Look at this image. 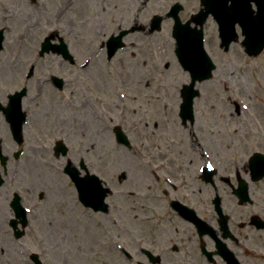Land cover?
<instances>
[{"label":"rangeland","instance_id":"1","mask_svg":"<svg viewBox=\"0 0 264 264\" xmlns=\"http://www.w3.org/2000/svg\"><path fill=\"white\" fill-rule=\"evenodd\" d=\"M45 2L47 0H37L36 4H30L29 0H0V29L4 30L5 36L4 50L0 51V98L21 89L27 83L29 94L24 105L31 107L33 112L29 120L31 127L25 133L27 142L28 134L50 141L52 137L59 135V129H55L54 124H63L64 121L71 123L70 129H73L76 139L71 152L61 160H54L51 154L37 155L28 151L21 160L27 166H21L17 182L20 181V187L26 183L48 195V191L52 189V178L56 177L64 190L72 191L67 187L68 182L64 180L60 168L69 158L73 161L83 158L95 165L92 171L108 181L114 195H117L116 191L119 189L131 190L135 195L121 200L126 213L120 218L127 229L119 230L114 226L106 233L102 225L97 223L101 215L87 216L84 211L76 215L62 200L56 202L50 211L48 204L34 199L33 194L21 193L24 198L26 196L24 204L27 207L32 202L40 201L41 206L37 209L40 216H29L26 234L17 239L8 224V216L13 217V214L9 211L8 215L0 214V224H3L0 229V264H31V254H38L43 264H136L141 262L142 170L141 153L137 148L152 147V156L161 153L172 163L171 168H175L180 174H187L189 179L193 178L197 168H186L181 163L185 162L187 154L181 157L178 153L183 150L200 154L198 143L204 145L216 161L222 160L225 163L222 166L225 169L224 172L222 170L223 176L235 174L234 169L229 174L231 168L226 166V160L234 161L236 169L241 167L243 170L252 154L257 151L264 153V50L257 57H249L241 45V36L240 42L234 44L229 53H224L219 46L217 25L211 19L205 27L206 48L218 68L213 79L198 85L201 97L195 100L193 126H183L178 117L181 90L190 83V77L178 65L173 53V39H168L167 35H170V28H165L158 34L156 44L159 47L155 57L151 56L149 49L148 53L141 54L142 59L147 61L146 68L141 67V58H131L130 49L119 52L109 62L106 53L98 49L99 41H104L120 26L122 29L128 28L130 20L121 22L120 18L112 17L114 23H111V20L106 21L102 16L104 11L100 6H88L82 11L79 5L74 11L65 10V14L57 21L54 14L60 9L56 8L50 13L43 8L37 9ZM160 3L167 2L165 0ZM198 5H193L190 1L187 12L197 10L200 8ZM187 12L183 17L187 16ZM112 13L116 15L115 10ZM54 32H58L69 45L75 64L66 63L61 66L60 59L49 55L46 59H40L37 69H33L32 64L38 58L41 43ZM100 34L103 35L102 38L98 37ZM86 61L88 67L81 68ZM166 63L171 64L168 70H165ZM15 64L18 65L17 74H9L16 71L11 69ZM30 71L33 79L32 76L27 78ZM51 75L65 80L64 91L58 90L52 83L43 86V79L51 78ZM159 98L164 99L167 112H161L156 106L163 104L157 101ZM63 99L67 103L70 100L77 104L88 102L92 106L87 112L71 108L76 111L69 115L63 112L66 107L61 111L59 106ZM97 99L107 103L101 106ZM104 108L110 111L106 112ZM161 113L168 115L165 118L167 121L158 117L162 116ZM99 119L103 121L99 122ZM101 124L107 130L105 139L98 136V126ZM165 124L172 137L166 138L168 132L166 129L162 132L161 127H158L161 131L158 134L156 125ZM146 125L150 127L147 131ZM117 126L122 127L129 135L136 148L134 151L117 144L112 130ZM100 131L105 132L103 129ZM155 131L157 134H154ZM158 139L162 141L158 142ZM100 141L108 143L112 147V153H94L87 149L94 142ZM166 142L170 144L166 146ZM39 144L44 145L42 142ZM201 163L200 159L199 164ZM123 173L127 174V180L122 186H118L115 184L117 176ZM246 175L255 206L243 208L244 216L264 210V180L252 183L248 173ZM113 179L115 183L111 181ZM12 196L6 198L10 199ZM49 200L53 201L52 198ZM0 201L1 207L7 206L3 195ZM46 207L49 209L46 210ZM57 211L60 214L54 213V219L50 212ZM260 238L264 240V236L260 235ZM117 244H122L129 251L132 260L117 249ZM182 254L176 256L180 264L184 261ZM244 261L248 264H264V260L257 258Z\"/></svg>","mask_w":264,"mask_h":264},{"label":"flooded vegetation","instance_id":"2","mask_svg":"<svg viewBox=\"0 0 264 264\" xmlns=\"http://www.w3.org/2000/svg\"><path fill=\"white\" fill-rule=\"evenodd\" d=\"M160 1L165 0H47V2L42 4V7H38L37 9L43 8L47 13H50L56 8L60 9V11L54 14V17L59 21L65 14V10L74 11L76 10L75 7L79 5H81L82 11L88 6H100L104 11L102 16L106 21L109 19L111 23H114L115 17L120 18L121 22L130 20L131 23H129L127 29H135L136 31L129 34L124 39L126 45L121 51L130 49L131 58L133 60H135V58H141V67L144 68L147 61L146 59H142L141 54H144V52L148 53L149 51H147V49H149L152 54L151 56L155 57L156 49L159 47L156 44V38L165 28H170V35L169 33L167 35L168 39H173L172 50L176 56V42L173 37L176 17H178L183 24L190 22L202 6L201 0H166V4H162ZM190 1L193 5L195 3L199 4L200 8H197V10L193 9L191 13H188V3ZM29 3L36 4L37 0H29ZM112 10L116 11V15L112 13ZM185 12H187V16L183 17ZM112 17L114 18L112 19ZM53 21L55 22V20ZM209 22L210 21H208L207 24ZM192 25H194V23H192ZM120 30H122L121 26L116 32H111L110 36L114 33H119ZM100 35L98 37L102 38L103 35ZM48 36L53 37L54 43L62 38L59 36L58 32L51 33ZM110 36H107L105 41H107ZM101 47L104 54L107 53L103 44ZM49 55L56 56L60 59L61 66L67 63L65 58L57 53L49 52L40 55V52H38V58L36 57L32 64L33 69H37L40 59H46V56ZM162 56L163 53L161 57ZM174 65L176 66L175 63ZM170 66V63H166L165 70H168ZM87 67L88 62L81 65V68L86 69ZM11 69L16 71L9 74H17L18 65H12ZM54 77L58 76L51 75V78H44L43 86L46 83H52V85L55 86ZM31 79H33V76ZM60 79L64 80L63 78ZM25 86L27 87V83ZM65 88L66 83H64V87L60 91H64ZM21 89H16L14 92ZM11 94L12 93H8L3 96L2 99L0 98V150L6 158L5 165H3L0 158V173L4 179V182L0 185V198L1 195H3L7 203V206L1 207L0 201V214H8V211L14 214L11 203L16 195L21 197V201L25 206L24 200H27L26 196L24 198L21 195L28 192V194L31 193L34 195V199L45 202L46 205L48 204L50 211L51 208L55 206L56 202L62 200L74 210L76 215H78L80 211L87 213V216H93L92 214L101 215L97 223L102 225V229L105 230L106 233H108L110 229H113L114 226L119 230L127 229L123 224V220L120 218L126 213L121 200L122 198L129 197L130 195L125 193L131 190L119 189L116 191L117 195H114L112 191L105 200L107 211H98L93 205H87L81 201L79 187L66 170L71 166L75 171L76 180L78 179L79 181L87 179L89 175H97V173L92 171L95 169V165L86 162L83 158H80L78 161H73L69 158L60 168V173L63 174L64 180L68 182L67 187L72 191L64 190L61 183L57 182L56 177L52 178V189L48 191L50 192L48 195L42 190L37 191L36 187L31 188L32 185L26 183L20 187V181L17 182L20 168L21 166H27L26 162L22 164L21 160L23 157H26L28 151L37 155L51 154L54 160H61V158H66L68 156H64L62 150L67 147V153L69 154L72 150L73 143H75L76 137H74L73 129H70L71 123L69 121L65 123L64 121L63 124L59 122L54 124L53 127L59 129V135L52 137L50 141L45 138L38 139L35 134H28L27 142L25 133L27 132L26 129H30L31 127V124L29 125V120L33 114L31 107H26L24 105V101L29 94L28 91L22 101V113H26L27 121L23 129L24 142L21 145L13 135L10 123L13 117L12 112L15 111L14 107L10 104L9 97ZM65 101L66 99L61 100V105L59 106L61 107V111L66 107V110L63 112L69 115L76 111L73 109L87 112L92 106L88 105V102L77 104L76 101L70 100L68 103ZM157 101L163 103L156 105L158 109H160L161 112H167V105L164 104V99L159 98ZM97 102L101 104V106L107 103L100 99H97ZM141 106L144 105L141 104ZM104 110L106 112L110 111V109L106 108H104ZM161 115L162 116L158 117H163L164 119L168 118V115L165 116V114L162 113ZM145 117L146 116H143V118ZM98 121L102 122L103 120L99 119ZM166 125L167 124L161 126L156 125L158 134H161L158 127H161L163 132L164 129H166ZM38 126L37 124V127ZM103 127V124L98 126V136H102L105 139L107 130ZM149 128L150 127L146 125V131ZM100 129L105 130V132H101ZM112 130L114 132L115 128H112ZM30 131L32 130H29V132ZM3 132H6V134ZM167 132V136L165 137H172V133L168 130ZM154 134H157V132L155 131ZM29 140H32V142ZM159 141L162 140L158 139V142ZM39 142H42L44 145L39 144ZM89 142H91V140ZM164 143L165 142H163V145ZM117 144L119 143L117 142ZM169 144L170 143L166 142V146ZM198 144L201 148L200 154H197L196 151L185 152L183 150L178 153L181 157L187 154L184 159L185 162L181 163L185 165L186 168H192V170H194L195 167L197 168V172L195 174L193 173L192 179H189L186 173V175L180 174L175 168H171L172 163L161 153L152 156V154H150V149H153L152 147L141 146L137 148L141 153L142 166L141 263L150 264L144 250L152 251L155 255L159 256L160 264H180L176 256L182 254V252H184V254H182L184 255L183 264H248L244 260L249 259L253 261L255 258L264 260V240L260 238V235L264 236V230L259 229L257 223L254 221L255 217H260L264 220V210L254 211L251 215L244 216L245 212L243 208L247 206L254 207V202L249 205L241 204L240 198L236 194V190L239 188L242 179H246L247 177L248 160L243 170H241V167L236 169L237 166H234V161L229 162L226 160V166L231 168L229 174L233 172L232 169H234L235 174L223 176L222 170L224 172L225 169H223L222 166H224L225 163L223 164L222 160L216 161L214 156L203 147L204 145L201 143ZM123 147L130 151L136 149L134 147ZM87 149L94 153H112V147L105 141L94 142L92 147H87ZM19 153L20 155H18ZM198 155H200V157L197 158ZM200 159L202 160L201 164H199ZM82 160L85 162H81ZM208 164L215 169L212 174H209L206 170ZM143 172H145V174ZM145 176L147 178H145ZM122 177L123 174H118L117 183H115L114 179L111 181L118 184V186H122L127 180V175L126 179H122ZM58 178L60 181L61 176ZM100 178L104 186L109 187L108 181L102 177ZM28 186L31 189H29ZM4 189L5 192H2ZM11 195H13L12 198H6V196L11 197ZM49 198H52L53 201H50ZM40 201L30 203L29 207L25 206L29 209L28 218L29 216H31V218H39V210L37 211V209L41 206ZM48 207H46V210L49 209ZM54 213L60 214L58 211L50 212L54 219ZM46 215L48 216V213ZM104 217H108V219ZM9 223L10 221L8 224Z\"/></svg>","mask_w":264,"mask_h":264},{"label":"water","instance_id":"3","mask_svg":"<svg viewBox=\"0 0 264 264\" xmlns=\"http://www.w3.org/2000/svg\"><path fill=\"white\" fill-rule=\"evenodd\" d=\"M231 2V4H230ZM257 7V11L253 9V5ZM205 9L202 10L198 15L194 16V21L197 25L203 26L209 14H213L217 23L219 24V35L221 39V47L225 48V51H229L233 42L239 41V35L236 32V25L240 24L242 29V35L244 41L242 46L245 48L246 53L251 57H256L264 50V0H203ZM174 28V37L178 43L177 54L183 67L191 73L192 83L190 86L185 87L183 91L184 102L181 106V116L186 122L188 119L193 120V101L196 96L199 95V91L195 90V84L197 81L202 82L212 78V72L215 69V65L204 48V35L202 29L191 28L190 23L183 25L179 18ZM160 29V28H157ZM128 33L125 32L120 36L113 38L112 47L114 44L116 47H121L123 36ZM3 33H0V50L3 48ZM48 39L44 47L49 50L51 45ZM43 49V50H45ZM60 50L65 53V56L69 58L68 47L64 43L61 44ZM71 59V57L69 58ZM26 90L22 94H17L18 100L25 95ZM15 99V96L12 99ZM17 101V100H16ZM16 105V102L12 103ZM16 110V109H15ZM16 113V111H14ZM14 113V114H15ZM25 121V116L18 118L14 117L12 120L15 137L21 141L22 139V126ZM116 133L120 142H125L126 137L122 131L117 128ZM264 157L261 154H257L252 161L251 168L253 170L254 180H260L264 177ZM70 174L74 172L68 168ZM74 177V175H73ZM76 181V176L74 177ZM80 189L86 194L82 197L84 199H92L94 203H102L103 194L100 191L99 179L95 176H91L88 179H82L78 181ZM239 195L248 201V188L246 185H242L239 190ZM85 200V201H89ZM19 212V210H17ZM26 225V224H24ZM24 235L23 232L16 234L17 238H21ZM33 259L37 264H42L37 255L33 256Z\"/></svg>","mask_w":264,"mask_h":264},{"label":"bare ground","instance_id":"4","mask_svg":"<svg viewBox=\"0 0 264 264\" xmlns=\"http://www.w3.org/2000/svg\"><path fill=\"white\" fill-rule=\"evenodd\" d=\"M162 103V102H161Z\"/></svg>","mask_w":264,"mask_h":264}]
</instances>
